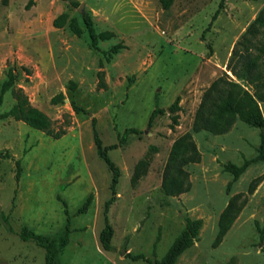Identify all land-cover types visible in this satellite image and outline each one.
<instances>
[{
	"label": "rangeland",
	"instance_id": "1",
	"mask_svg": "<svg viewBox=\"0 0 264 264\" xmlns=\"http://www.w3.org/2000/svg\"><path fill=\"white\" fill-rule=\"evenodd\" d=\"M76 1L32 0L26 7L29 0H0V89L13 75L0 113L21 89L54 131L64 130L53 138L11 116L0 119V264H45L44 249L17 232L25 225L52 236L65 227V210L69 240L59 252L61 264H150L132 256L160 260L186 217L200 220V227L174 264H264L256 228L264 230V160L230 186L232 175L223 168L257 154L258 130L238 119L223 133L194 126L212 82L231 77L226 64L233 46L259 13L264 17V0H222L213 21L220 0H172L167 9L158 0ZM61 12L77 19L81 35L52 25ZM82 13L97 33L113 32L96 49ZM119 42L124 47L107 60ZM253 43L244 51L252 52ZM58 93L63 99L52 103ZM176 98L175 123L165 111L147 124L154 107L166 109ZM258 104L264 118V100ZM92 119L102 144L116 145L108 155L119 176L106 213L111 171L96 154ZM126 127L142 132L120 142ZM187 138L198 160L180 165ZM180 182L188 188L178 193ZM88 195L89 205L79 212ZM105 215L110 250L99 240Z\"/></svg>",
	"mask_w": 264,
	"mask_h": 264
},
{
	"label": "trees",
	"instance_id": "2",
	"mask_svg": "<svg viewBox=\"0 0 264 264\" xmlns=\"http://www.w3.org/2000/svg\"><path fill=\"white\" fill-rule=\"evenodd\" d=\"M70 1L73 5L78 4L76 0ZM158 1L161 7L164 9H167L172 3V0ZM31 4L32 0H29L26 7H29ZM221 6L222 0H220L217 9L211 16V21L216 18ZM81 20L84 26V31H86L88 37L87 39L89 45L92 48H97V43L99 40H106L113 36V32L108 30L97 33L92 18L89 14L82 13ZM263 22L264 17L262 13H259L254 18L251 25L248 26L240 35L233 46L232 52L226 64V69L231 72L236 80L227 76V74L215 79L212 82L209 93H207V95L202 99L194 118V126L196 128H205L214 133L225 132L236 119L258 130L259 145L257 147V154L254 157L245 159L240 165L234 164L232 162L223 163V168L232 175V179L228 186H230L231 183L235 181L250 164L259 160H264V118L258 104V101L264 100ZM52 25L56 28L67 26L69 30L77 36L81 35L82 33V27L77 22V19L75 17H69L67 12H61L56 15L52 20ZM251 40H254L252 45L253 50L252 52H245L244 49H247L246 44ZM123 47V44L120 42L112 45L108 50L107 60H109L112 54L118 53ZM102 74V71L98 72V80L99 86L104 87L102 82ZM237 80H241L244 82V84L249 85L252 89V92L246 88H243ZM12 84L13 75L9 73L7 79L3 82L0 89V103L2 101L3 94L9 88H11ZM62 97V93H58L53 96V98H51V102L57 103L63 99ZM178 102L179 99L176 98L174 102L166 109L158 106L154 107L150 113L147 124L151 125L155 117L165 113V111H169L172 114L171 119L172 122L175 123L177 117L175 113L179 109ZM72 104L75 110L79 109L74 103ZM8 116L13 117L15 120H20L35 129L43 130L47 135H50L53 138H58L64 133L63 129L60 131H54L52 129V121L49 119V117L40 109L31 105L26 96L21 92V89H18L16 102L11 106V108L3 113H0V119ZM141 132L142 131L140 129L135 127H126L120 136V142L126 139L129 134H139ZM92 135L96 154L111 171V197L105 203L104 212L106 213L109 203L114 198L115 185L119 176L118 166L108 155V150L115 147L116 145L113 144L110 146H104L102 144V140L99 137L97 129L94 125V119H92ZM197 160L198 152L193 142L187 138V140L183 143V151L179 156V164L185 165L189 162H195ZM176 170L177 173H182L180 168H177ZM16 176H18V169ZM182 184V182L176 184V192L179 193L187 190L188 183L185 186ZM90 200L91 195H88L78 211H85ZM63 204L65 205L64 201ZM65 214V227L55 232L52 236L35 233L34 231L28 229L25 225H23L17 232L21 240L33 241L37 246L44 249L45 264H61L59 260V252L63 247H65L69 240V214L66 210ZM4 220L6 223L8 222L6 219ZM104 220L105 225L99 234V240L104 250H110V237L112 229L107 221L106 215ZM232 220L233 217L230 219L229 223ZM199 227L200 220L186 217L184 229L174 239L160 260L151 262V260L145 258L141 254L132 256V259H144L150 264H174L176 258L185 249L189 248L193 244L194 240L197 238ZM256 228L258 231V242L259 244H262L264 241L263 227L256 225ZM261 251L264 254V245L261 246Z\"/></svg>",
	"mask_w": 264,
	"mask_h": 264
},
{
	"label": "crops",
	"instance_id": "3",
	"mask_svg": "<svg viewBox=\"0 0 264 264\" xmlns=\"http://www.w3.org/2000/svg\"><path fill=\"white\" fill-rule=\"evenodd\" d=\"M228 71V70H227ZM229 72V74L231 75V77H234L232 74H231V72L230 71H228Z\"/></svg>",
	"mask_w": 264,
	"mask_h": 264
},
{
	"label": "water",
	"instance_id": "4",
	"mask_svg": "<svg viewBox=\"0 0 264 264\" xmlns=\"http://www.w3.org/2000/svg\"><path fill=\"white\" fill-rule=\"evenodd\" d=\"M82 4H80V7H81Z\"/></svg>",
	"mask_w": 264,
	"mask_h": 264
}]
</instances>
